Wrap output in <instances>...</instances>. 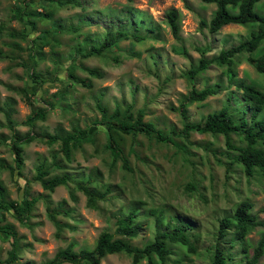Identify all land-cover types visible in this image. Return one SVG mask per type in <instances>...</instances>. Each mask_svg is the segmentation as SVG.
Instances as JSON below:
<instances>
[{
  "label": "rangeland",
  "instance_id": "rangeland-1",
  "mask_svg": "<svg viewBox=\"0 0 264 264\" xmlns=\"http://www.w3.org/2000/svg\"><path fill=\"white\" fill-rule=\"evenodd\" d=\"M79 1L80 7L57 8L48 0H0V50L6 55L0 61V184L4 190L0 203L37 200L23 223L13 210H0V226H9L15 233L17 258L12 264H44L69 243L75 244L74 252L92 249L102 233L113 232L116 224L132 212L136 235L128 238L115 234L113 239L141 248L156 234L172 231L180 221L190 226L185 234L195 252L169 244L172 254L167 264H211L215 248L223 251L228 263L245 264L264 237V226L253 228L244 238L246 252L234 235V227L223 239H219L218 229L221 219L231 217L242 202L251 203L249 215L264 223V178L257 174L247 179L241 166L227 164L222 135H171L175 144L185 148L181 151L140 134H115L128 161L129 170H125L121 160L113 161L105 147L106 135L92 122L101 119L99 103L108 115L117 107L122 114L130 107L127 112L132 120L144 110V121L157 130L165 134L181 132V103L192 88L186 73L202 58L197 49L208 48L203 58L211 60L221 50L247 39L250 30L228 25L211 34L200 28V20L209 21L215 9L201 0ZM17 8L35 17L23 14V22L13 19ZM170 10L179 15L178 38L172 36L166 23ZM48 11L54 12L49 20L43 18ZM255 11L264 14V0ZM29 20L35 21V29ZM148 28L155 32L149 34ZM117 29L126 31L129 38L101 57H85L92 45L103 42L108 31ZM133 34L145 39L137 42ZM30 48L38 62L34 73L42 85L33 84L30 77ZM175 48L185 50V55L176 54ZM115 57L119 63L113 61ZM236 61L239 78L246 75L264 86V74H258L245 56ZM74 65L73 72L79 78H89L79 65L95 68L104 77L89 78L90 89L72 85L66 78ZM218 83L223 86L218 95L185 109L189 122H200L225 105L235 113L244 106L234 87H227L224 68L216 64L195 77L194 87L200 90ZM36 109L46 110L47 116L44 122L35 123L32 134H65L78 126L88 129L90 141L74 150L67 162L59 143L47 145L36 140L23 146V165L16 170L10 142L30 131L24 121ZM232 138L238 142L236 136ZM38 165L50 171L49 178L68 175L70 181L52 193L45 191L34 180ZM78 185L87 186L97 196L96 208L87 206V196ZM49 211H56L54 219ZM56 223L62 226L60 230ZM11 242V237L0 232V261L8 259ZM101 264H132V260L114 254L105 256ZM258 264H264V256Z\"/></svg>",
  "mask_w": 264,
  "mask_h": 264
},
{
  "label": "trees",
  "instance_id": "trees-1",
  "mask_svg": "<svg viewBox=\"0 0 264 264\" xmlns=\"http://www.w3.org/2000/svg\"><path fill=\"white\" fill-rule=\"evenodd\" d=\"M57 8L64 7H80L81 1L79 0H48ZM131 1V0H128ZM206 4H214L215 10L209 21L204 19L200 20L199 27L205 28L211 34L219 32L224 26L238 25L250 30L248 38L241 41L238 45L229 49L221 50L218 55L211 60H205L203 56L208 48H198V53L202 58L198 64L190 68L186 76L192 84V88L187 92L184 101L181 103L180 115L183 120V127L181 132L164 133L157 130L151 122H145V111L139 110L135 120L131 119L130 107L126 112H121L117 107L110 115L107 114L105 107L99 103L97 108L101 113V119L92 122L93 127H99L100 131L106 135L107 144L106 149L110 152L113 161L117 159L122 161V166L125 170H129L128 161L123 155L119 140L115 134L120 135H143L148 139H155L156 142L174 145L179 150L185 151V148L178 146L172 141V136L187 138L191 132L199 134H210L212 136L222 135L225 139L226 150L224 152L225 159L229 166H241V169L246 178L250 179L254 175L259 174L264 177V86L261 87L254 83V80L239 78L236 70L237 61L239 56H245V61L251 65L258 74H264V14L255 11V6L261 0H201ZM25 3V1L23 2ZM51 5V6H53ZM26 7V6H25ZM23 9L17 8L13 19H18L23 22V16L35 17L32 13H24ZM53 11H48L43 14L44 19H51ZM24 14V15H23ZM176 10H170L166 13V23L170 28V32L174 38L179 35V17ZM142 20L139 24H142ZM28 24L32 29L36 28L34 20H29ZM2 27L0 26V31ZM149 34L155 32L154 28H148ZM129 34L117 29L115 32L108 31L105 39L99 46L92 45L90 52L85 55L88 56H103V52H111L120 41L127 40ZM132 37L137 41H143L145 36H138L133 34ZM29 49V57L33 65L29 68L31 80L35 85H42L43 81L34 73L35 67L38 62L35 60V53ZM80 51V48L77 50ZM176 54L185 55V50L175 48L173 50ZM6 58V55L0 50V61ZM118 58H113L115 63H119ZM216 64L218 67L224 68V74L227 77V87H234L235 91L239 93L241 102L244 106L237 109L236 113L229 105L223 106L219 111L210 113L197 123L188 121L185 109L194 104L204 102L209 97L219 94L222 89L220 83L213 85H206L203 89L197 90L195 85V77L204 73L210 64ZM74 66H70L68 70L67 80L72 85H80L83 88L90 89L92 87V79H103L104 74L95 68H88L82 65L77 66L82 72L88 74L89 78H79L73 72ZM61 79V78H60ZM55 78L56 81H60ZM65 80V79H64ZM63 80V81H64ZM71 85V86H72ZM65 95V93H61ZM233 94V93H232ZM26 95V94H25ZM238 95V96H239ZM237 99V95H234ZM231 100V99H229ZM8 106V104H6ZM9 111L7 110L6 116L8 118ZM47 112L43 109L32 110L30 115L24 121V125L30 128V131L20 137L15 136L14 140L10 142V147L14 155V169L19 170L23 165V146L28 145L34 141H41L47 145L59 143L60 152L67 162L71 161L72 152L80 149L81 146L89 142L88 129L82 130L78 126L72 128L71 132L65 134H50L41 133L39 135L32 134L33 127L36 122H44L46 120ZM10 121V120H9ZM232 135L236 136L238 142H234ZM13 171V170H12ZM50 171L43 168V165L36 167V175L34 180L37 181L43 190L50 193L61 186H66L70 177L68 175L50 177ZM193 189V187H191ZM78 189L87 196V206L91 209L96 208L97 196L92 193L87 186L78 185ZM0 184V196L3 192ZM103 197V196H101ZM71 198L74 195L71 193ZM36 199L24 198L19 204L14 202L1 201L0 210L10 211L13 210L20 222H25L30 216V212L36 203ZM251 203L242 202L237 205L231 217L222 218L218 229L219 239L226 236V232L231 227H234V235L241 242L243 252L247 251V245L244 238L248 235L249 231L258 226H264V223L257 221L256 217L250 216L249 212L252 209ZM264 212V208L261 209ZM56 212V211H54ZM54 212L49 211V217L54 219ZM135 215L130 213L126 218L116 224L113 232H104L100 235L92 249L83 248L78 252H74V243H69L64 249L59 250L54 257L45 262L44 264H101V260L107 255L124 254L131 258L132 264H167L168 256L172 254L169 244H176L185 246L190 253H194L192 243L189 241L185 232L190 229V226L185 222H176L172 231L160 232L156 234L151 242L146 243L143 247L137 248L129 245L128 242L121 239H113L114 235L124 237H134L136 235V227L133 226V219ZM58 230L61 225L57 224ZM0 232L7 234L11 237L12 250L8 254L6 261H0V264H12L16 256V238L15 233L9 226H0ZM58 236V233H57ZM264 256V237H261L252 250L251 257L245 264H258L259 260ZM211 264H242L240 262L228 263L227 258L223 251L215 248Z\"/></svg>",
  "mask_w": 264,
  "mask_h": 264
},
{
  "label": "clouds",
  "instance_id": "clouds-1",
  "mask_svg": "<svg viewBox=\"0 0 264 264\" xmlns=\"http://www.w3.org/2000/svg\"><path fill=\"white\" fill-rule=\"evenodd\" d=\"M203 3H204V2H203ZM259 3H260V2H259ZM204 4H206V3H204ZM208 5H214V4H208ZM214 6H215V5H214ZM215 8H216V7H215ZM214 10H215V9H214ZM214 10H213V11H214ZM212 13H213V12H212ZM262 14H263V13H262ZM227 26H228V25H227ZM236 26H238V25H236ZM224 27H225V26H224ZM240 27H242V26H240ZM209 98H210V97H209ZM256 175H257V174H256ZM256 175H254L253 177H255ZM258 175H259V174H258ZM259 176H260V175H259ZM253 177H252V178H253ZM260 177H262V176H260ZM262 178H264V177H262ZM247 179H248V178H247ZM250 179H251V178H250ZM68 264H69V263H68Z\"/></svg>",
  "mask_w": 264,
  "mask_h": 264
}]
</instances>
